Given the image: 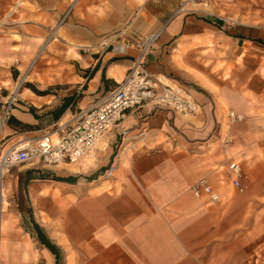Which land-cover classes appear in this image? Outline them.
<instances>
[{"label":"crops","instance_id":"crops-1","mask_svg":"<svg viewBox=\"0 0 264 264\" xmlns=\"http://www.w3.org/2000/svg\"><path fill=\"white\" fill-rule=\"evenodd\" d=\"M36 1L46 10L55 6L57 18H47L48 23L59 19L71 4L69 0ZM244 1L251 7V0ZM181 2H74L76 9L68 23L57 31L62 30L60 40L49 43L57 51L54 59L59 65L54 74L42 71L63 99L74 97L63 115L71 116L104 100L134 67L140 44L152 35L158 38L145 58L148 71L172 75L201 110L182 116L146 106L127 113L121 127L108 138V149L92 173L111 168L116 179L113 192L106 182L68 183L55 177L57 167L41 166L49 167L47 172L54 178L29 188L33 202L48 220H37L23 207L17 226H8L6 235L0 229L7 255H35V264H58L57 255H67L62 242L54 238L61 232L76 255H98L105 264H126L128 259L138 261L137 255H185L192 237L205 245L234 236L239 223H246L253 205L245 180L264 165V25L224 26L223 19L234 21L239 10L210 17L181 15L174 8ZM125 27L123 33L114 34ZM105 40L110 47L124 46L125 51L103 47ZM86 48L90 53H83ZM206 53L211 67L218 66L216 74L206 68ZM41 55L26 71L27 78ZM68 66L70 71L65 70ZM36 81L46 84L40 77ZM230 113L243 120L233 122ZM13 116L38 126L24 135L44 133L31 112ZM17 129L8 125L9 132L18 133ZM234 161L246 170L243 193L231 184L229 167ZM203 179L221 195V202L193 193L192 187ZM45 191L65 196L56 200L42 196ZM70 198L76 203L66 209ZM0 221L3 228L2 215ZM37 227L56 252L40 240Z\"/></svg>","mask_w":264,"mask_h":264},{"label":"rangeland","instance_id":"rangeland-1","mask_svg":"<svg viewBox=\"0 0 264 264\" xmlns=\"http://www.w3.org/2000/svg\"><path fill=\"white\" fill-rule=\"evenodd\" d=\"M69 1L71 4L65 9L63 15L56 21L48 23L47 18L52 16L57 18L55 6L46 10L36 0H0V122L4 118V127L0 133V153L14 143L42 135L9 132L8 121L13 114L31 112L43 126L45 130L43 134L52 132L55 124L66 122L70 117L62 115L58 121L54 120L52 112L62 105V92L55 85L49 84L42 76L44 70H50L54 74L55 67L59 65L54 59L57 51L49 48V43H58L62 30L57 31L68 23L71 14L76 9L73 5L76 0ZM246 3L244 0H182L174 8L181 15L201 17L214 16L211 13L239 10L237 19L234 21L223 19L224 26L264 25V0H251V7L246 6ZM33 11H35L34 14ZM123 30L125 31L126 27L114 34L117 36L123 33ZM107 46L109 45L105 40L103 47ZM89 50L91 49L86 48L82 51L90 53ZM41 52L43 57L36 61L34 67L29 70V78L23 80L26 71ZM205 56L207 57L206 68L212 69V74H216L219 70L218 66L211 67L212 59H209V53ZM74 68L79 72L78 66ZM65 70L70 71L71 67L68 66ZM161 76L173 80L172 75L161 74ZM38 77L45 81L46 86L36 81ZM50 80L53 81V76H50ZM18 84L21 86L12 101ZM33 105H36V108ZM107 149L108 143L103 141L95 164L83 166L92 162L90 161L61 165L56 168L58 175L55 177L68 180V183L85 185L90 183L100 185L106 182L109 191L113 192L112 185L116 179L115 172L110 173L111 168L105 169L103 173L92 174L99 166L102 153ZM41 166L43 165L17 164L6 172L5 199L4 204L2 206L0 204V208L4 210L2 214L4 235H6L8 226H17L21 221L19 211L23 207L31 216L36 215L37 220L41 219L43 222L48 220L45 213L39 212L38 203L33 202L29 188V185L39 182L49 183L50 179L54 178L47 172L49 167L41 169ZM66 169H73L80 173H72ZM245 172L243 180L246 179ZM247 177L245 181L251 193L250 203L253 209L248 213L246 223L240 222L233 230L234 236L224 239L217 238L205 245L195 243L193 240L195 238L192 237L190 250L185 252V255H137L138 261L128 259L126 264H264V165L255 171L254 177L250 174H247ZM42 196H52L60 200L65 195L64 193L52 195L45 191ZM69 202L64 208H70L76 200L70 198ZM33 209L36 210L35 213ZM54 238L62 242L60 247L64 249L62 250L64 254H67L58 255V264H105V261L98 255H76V252L72 251L69 240L61 232L55 233ZM35 260V255H7L6 242L5 239L1 241L0 233V264H35Z\"/></svg>","mask_w":264,"mask_h":264},{"label":"built area","instance_id":"built-area-1","mask_svg":"<svg viewBox=\"0 0 264 264\" xmlns=\"http://www.w3.org/2000/svg\"><path fill=\"white\" fill-rule=\"evenodd\" d=\"M157 38L158 35H152L140 44L141 53L134 67L104 100L71 115L66 122L55 124L52 132L21 140L0 153L1 206L5 199L6 172L17 164L60 167L96 161L102 142L107 141L121 127L127 113L135 109L158 107L182 116L200 112V105L187 90L165 76L148 71L145 58ZM111 48L118 53L125 51L121 45ZM230 119L242 121L243 117L230 113ZM123 136H127V132H123ZM229 169L233 188L243 193L242 164L234 161ZM192 191L197 197L206 196L213 203L222 201L221 195L204 179L194 185ZM1 215L2 207L0 219Z\"/></svg>","mask_w":264,"mask_h":264},{"label":"trees","instance_id":"trees-1","mask_svg":"<svg viewBox=\"0 0 264 264\" xmlns=\"http://www.w3.org/2000/svg\"><path fill=\"white\" fill-rule=\"evenodd\" d=\"M73 99H74V97L64 98L62 105L56 111L52 112V115L54 116L55 121H58L62 117V115L66 112L69 104L72 103ZM8 125H10L14 128H18L17 129V130H19L18 132L33 131V130H37V128H38V126H32V125H29V124H26V123H23V122L17 120L13 115H12V117H10V119L8 121ZM38 233H40V240L56 252V250L49 244V242L45 240V238H44L43 234L40 232L39 228H38ZM57 257H58V255H57Z\"/></svg>","mask_w":264,"mask_h":264},{"label":"bare ground","instance_id":"bare-ground-1","mask_svg":"<svg viewBox=\"0 0 264 264\" xmlns=\"http://www.w3.org/2000/svg\"><path fill=\"white\" fill-rule=\"evenodd\" d=\"M26 78H27V76H24L23 80L26 79ZM20 86H21V85L18 84L17 88L15 89V91H14V95H13V98H12V101L14 100V97L17 95V93H18L17 91H18V89L20 88ZM3 119H4V118H3ZM3 119H2L1 122H0V133L2 132V129H3V127H4V120H3ZM94 162H95V161H92L91 163H89V164H84L83 166H89V165L95 164ZM2 212H4V211L2 210ZM0 229H1V231H2V229H3L2 226H1Z\"/></svg>","mask_w":264,"mask_h":264}]
</instances>
